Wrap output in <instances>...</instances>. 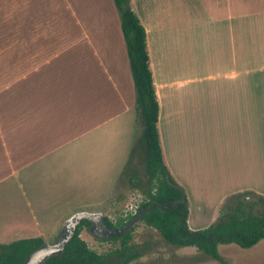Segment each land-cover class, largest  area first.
Returning a JSON list of instances; mask_svg holds the SVG:
<instances>
[{"label":"crops","instance_id":"1","mask_svg":"<svg viewBox=\"0 0 264 264\" xmlns=\"http://www.w3.org/2000/svg\"><path fill=\"white\" fill-rule=\"evenodd\" d=\"M130 6L146 31L163 160L186 192L188 227L202 230L228 198L264 197V0ZM116 12L114 0H0V244L48 241L78 208L84 166L115 185L127 151L115 157L116 127L130 129L135 107L119 52L89 41L94 58H74L86 66L73 79L29 66L48 61L34 60L39 34L68 32L67 17L81 34L101 33ZM19 191L24 201L13 204ZM193 208L209 211L192 216ZM186 248L193 260L183 264H222ZM226 249L218 251L226 264H264V239Z\"/></svg>","mask_w":264,"mask_h":264},{"label":"trees","instance_id":"2","mask_svg":"<svg viewBox=\"0 0 264 264\" xmlns=\"http://www.w3.org/2000/svg\"><path fill=\"white\" fill-rule=\"evenodd\" d=\"M120 14L121 30L126 42L130 70L136 91L135 108L141 133L135 139L119 176L131 189L144 196L135 216L155 229L173 247L194 246L204 256L226 264L218 253L219 245L234 244L248 249L264 239V209L259 213L246 210L248 196L235 195L220 208L216 222L206 229L191 230L187 224L188 200L185 190L171 176L162 155L157 122L156 98L146 31L130 6V0H114ZM264 205V197L258 196ZM106 224L116 227L104 217ZM82 221L61 253L49 257L45 264H140L142 254L130 244L129 231L113 238L120 246L107 254H98L80 237ZM128 224H121L122 227ZM46 244L42 237L20 239L0 244V264H24L27 258Z\"/></svg>","mask_w":264,"mask_h":264},{"label":"rangeland","instance_id":"3","mask_svg":"<svg viewBox=\"0 0 264 264\" xmlns=\"http://www.w3.org/2000/svg\"><path fill=\"white\" fill-rule=\"evenodd\" d=\"M113 16V21H109L105 24L104 32H88L86 34H81L80 32H78L80 31V27L75 25V20L77 19V17L65 18L68 25V32H55L56 30H52V32L49 33L39 34L45 37L44 39L40 40V43H38L39 45L41 44L44 47L43 49L36 48L34 50L35 52H39L35 54L34 60L48 61L44 62L42 65H31L29 67L39 66L36 72L38 71L46 74L56 72L67 75L68 79H73L74 72L79 71L80 69L85 70L83 68L86 66L85 62H82L80 64V61L75 62V60L73 59L94 58V49L88 46L89 41L90 44H92V46H94L95 48L98 49L99 47H101L98 49L100 53L103 52V45L105 44L104 42H108L110 46L117 50L120 54L121 63L123 65V68L125 69L124 80L122 81V84H124V90L129 92L126 93L129 99L134 101L135 106L136 91L132 82L133 79L129 65L130 63L127 54L126 42L121 30L120 14L119 12H116V14ZM78 19L82 18L79 17ZM47 42H49V45ZM19 71L20 73H24V71H26V65H19ZM128 82H130L131 85H128ZM22 85L23 83H20L19 86ZM138 122L139 120L136 113V108L134 107L129 118V123L131 125L130 129L128 127H125L124 129L120 128L119 126L116 127L114 146L116 158L119 157L118 154L122 150V148L125 150L127 149V151L131 150L135 139L141 133V126ZM127 151L124 152L125 156L123 164L119 168V170L117 167L119 163L116 162V174L113 178L114 182L116 181L115 185L112 182V186H110V181H112V179L107 177L108 175H96L93 177H88L89 167L84 166V173L86 174H84V177L81 178V196L77 199L76 202L78 208L75 209L73 213L66 218V220L72 215L82 212L97 213L103 215L117 228H123L124 233L129 231L131 236L130 244L135 246L136 250L142 254V256L135 261L137 263L183 264L180 258H185L188 260V262L186 263H190V261L193 259L191 254H189L190 252L187 253L188 248L173 247L167 244L155 229L146 226L140 218L131 219L133 216H135L139 204L144 201V196L141 194L140 190L131 189L125 182H122L119 179V176L121 174L120 169L123 167L129 157V152ZM110 166L111 163L109 162L108 174L111 172ZM105 170L106 169H103L104 172ZM247 196V211L256 214L264 209V205L258 202L257 195L250 194ZM23 201V193H20L19 191L17 193V199L15 202H13V204H21ZM208 211L209 210H198L196 208L189 209L190 215L192 216L196 214L207 213ZM189 220L191 223L192 220ZM123 223H126L128 225L122 227L121 224ZM209 226L210 224L199 225L196 227H202V229H206ZM62 228L63 224L57 229L56 233L54 232V234H48L46 236L48 240L46 241V243L54 244L59 239ZM80 237L86 242L88 247L93 249L98 254H107L120 246V242L117 240H113L112 237H106L102 239L95 237L92 232H90L87 226H83V228L81 229ZM230 246H232L233 248H238L235 247L236 245H220L218 247L219 253L221 252V254L223 255L229 254V251H226L229 249L226 248H229ZM177 256H179V258H177Z\"/></svg>","mask_w":264,"mask_h":264},{"label":"water","instance_id":"4","mask_svg":"<svg viewBox=\"0 0 264 264\" xmlns=\"http://www.w3.org/2000/svg\"><path fill=\"white\" fill-rule=\"evenodd\" d=\"M94 213H88V212H82V213H76L72 215L70 218H68L62 228V232L60 237L64 238L62 241L60 239L59 243L56 244H45L42 248L32 253L27 260L24 262V264H36L38 259H48L49 257L53 255H57L62 252L64 249L66 243L70 240V238L73 236L76 226L79 224V222L82 219H88L89 215H92ZM101 218L104 219V216L101 215ZM139 219V218H138ZM69 232V235L67 233Z\"/></svg>","mask_w":264,"mask_h":264},{"label":"flooded vegetation","instance_id":"5","mask_svg":"<svg viewBox=\"0 0 264 264\" xmlns=\"http://www.w3.org/2000/svg\"><path fill=\"white\" fill-rule=\"evenodd\" d=\"M138 218H140V216L137 217L136 219ZM82 221L88 222L89 225L87 227L90 230V232H92V234L95 237L100 238V239L106 238V237L116 238L124 234L123 228L109 226L108 224H106L105 220L101 218L100 214H97V213L89 215L88 219H82L79 222V224L76 226V228L82 223ZM68 235H69V232L67 233L66 236ZM60 239L62 241L64 238L59 237V239L54 244L59 243ZM46 260L47 259L43 260L40 258L38 259L36 264H45Z\"/></svg>","mask_w":264,"mask_h":264}]
</instances>
